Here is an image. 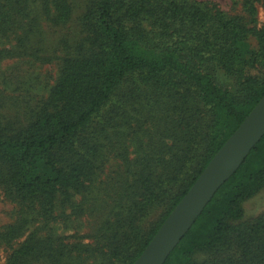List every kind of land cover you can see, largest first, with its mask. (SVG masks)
<instances>
[{
    "label": "trees",
    "instance_id": "trees-1",
    "mask_svg": "<svg viewBox=\"0 0 264 264\" xmlns=\"http://www.w3.org/2000/svg\"><path fill=\"white\" fill-rule=\"evenodd\" d=\"M72 10L0 0V60L48 63L40 23L66 25ZM246 20L192 0H87L47 98L23 125L0 118V195L14 215L0 226L4 264L136 261L264 95V25ZM263 189L264 136L164 264H264V213L244 211ZM57 201L87 235L48 229Z\"/></svg>",
    "mask_w": 264,
    "mask_h": 264
},
{
    "label": "rangeland",
    "instance_id": "rangeland-1",
    "mask_svg": "<svg viewBox=\"0 0 264 264\" xmlns=\"http://www.w3.org/2000/svg\"><path fill=\"white\" fill-rule=\"evenodd\" d=\"M195 2L209 3L228 16L247 18V22L254 21L252 26L261 28L264 25V0H254V14L246 13L243 0H192ZM87 0H73V15L71 21L66 25L53 28L46 22H41V38L43 49L40 55L49 59L48 63H42L33 58H9L7 56L0 60V118L2 122H16L23 125L30 117L29 111L47 98L49 89L55 83L60 63L69 52V47L78 38L76 20L86 5ZM38 4L36 3L35 6ZM224 85H229L230 80L221 78ZM69 205L57 201L52 220L46 222L48 229L57 237H67L74 233L78 236L87 235L89 226L83 219L74 220L70 216ZM245 219L252 220L264 213V189L254 198L244 204ZM154 213L151 219L157 218ZM32 222L29 219L24 237L18 241L22 242L26 236L37 227L42 226V221ZM14 220L13 206L6 202L0 195V226L11 224ZM8 249L0 246V264H4Z\"/></svg>",
    "mask_w": 264,
    "mask_h": 264
},
{
    "label": "water",
    "instance_id": "water-1",
    "mask_svg": "<svg viewBox=\"0 0 264 264\" xmlns=\"http://www.w3.org/2000/svg\"><path fill=\"white\" fill-rule=\"evenodd\" d=\"M264 136V95L210 160L133 264H164L217 190Z\"/></svg>",
    "mask_w": 264,
    "mask_h": 264
}]
</instances>
